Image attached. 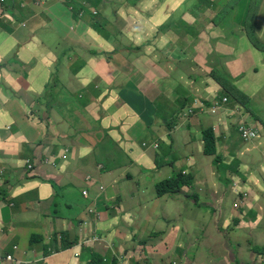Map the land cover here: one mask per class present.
<instances>
[{"label": "crops", "instance_id": "1", "mask_svg": "<svg viewBox=\"0 0 264 264\" xmlns=\"http://www.w3.org/2000/svg\"><path fill=\"white\" fill-rule=\"evenodd\" d=\"M230 7L231 0L0 3V253L16 245L21 264H224L218 239L231 223L222 203L185 202L183 191L193 196L187 186L171 194L157 189L176 171H192L204 194V180L190 170L202 130L220 131L233 119V109H202L221 87L200 80L210 72L196 60L215 53L219 64H249L254 72L252 59L264 61L241 26L212 23L230 20ZM263 15L264 0L255 28L264 47V28H257ZM96 78L98 86H87ZM119 130L125 154L115 162L105 152ZM128 139L140 143L135 151ZM232 163L215 168L224 193ZM255 191L239 225L259 231L244 232L256 245H240L242 257L227 264L264 258V183ZM82 238L86 247H78Z\"/></svg>", "mask_w": 264, "mask_h": 264}, {"label": "rangeland", "instance_id": "2", "mask_svg": "<svg viewBox=\"0 0 264 264\" xmlns=\"http://www.w3.org/2000/svg\"><path fill=\"white\" fill-rule=\"evenodd\" d=\"M34 0H31L33 2ZM239 2L240 4L242 1L245 0H233ZM40 3V2H38ZM242 6V5H241ZM247 12L246 6H242L238 14L230 18V20L235 21L237 18L241 17ZM258 29L264 28V15L260 18V23L258 24ZM245 33V32H244ZM264 37V36H263ZM188 54L191 53V50L186 51ZM193 55V54H192ZM248 56L247 53H245ZM262 58L264 60V52L261 53ZM230 59V58H229ZM219 61L220 59L216 57L215 53H211L209 57L205 60H196V63L199 64L200 68H203L205 71L210 72V75L207 78H201L200 80H208L211 79L213 82L216 83L215 79L213 78L214 74L217 72V68H219ZM223 69L225 72L236 78V85L237 82L240 80L241 75H245L241 78V82H246V85L243 87V90H247L248 92H254L255 97L252 101L251 98H246L244 105H239L234 108L233 119L231 124L226 126L224 129L220 131H216V137L218 138L217 142V154L219 156H206L203 153L202 148L198 151H195V156L197 157V161L195 164L190 166V170L195 169L196 175L200 176L201 180H204V194H202L200 186L196 185V180H193L194 177L191 175L190 171L188 173V187L192 188L193 196L190 197L188 194V189L183 191V197L185 202L190 201L192 203L197 202V204L201 205L203 202L206 203H222L224 207V214L228 220H230V225L225 230V233L219 237L220 245L222 246V250L224 253V264L227 262H236L238 258L242 257V247L240 245L249 243L251 247H255L256 243L254 240L248 239L245 242V234L246 231H251L253 233H258L259 231L255 229L253 225L242 227L239 225V215L244 212H248L252 208V203L254 201V195L256 193L255 189H257V185L259 181L264 183V151H260L261 141L264 140V131L262 127V123H264V61L263 63L259 61L257 57L252 59L251 65L255 63V68L257 71L254 72L250 70L249 64H243L241 66H235L233 61L231 60H222ZM74 72H77V68H74ZM90 74H96V72H90ZM142 76V73L139 72ZM109 77V76H108ZM194 78L193 76H191ZM99 79H93L87 86H98ZM105 85L106 82L103 81L101 83ZM89 93L86 92L85 94ZM215 94H218L221 99H223L222 95L227 96L229 99V105L231 106V98L230 96L226 95L222 90L215 93L211 91L212 100L214 99ZM244 95L243 92L240 93V97ZM78 94H76V98ZM93 96H91L92 98ZM62 99V98H61ZM90 99V95H89ZM59 102V99H56ZM190 100L187 101V103ZM182 102L179 101L178 104ZM228 103V102H227ZM226 103V107L227 106ZM236 104V102H234ZM234 103L233 106H234ZM74 105L69 108L73 109ZM86 108L90 107V104L85 106ZM231 109L230 107H228ZM102 111V107L100 108ZM177 110L175 107L172 106L171 112ZM72 113V112H70ZM62 118V117H61ZM199 122L198 119H194ZM243 120L246 122L244 125L247 129L252 131H256L258 129V135L254 139V141L247 143L242 140L241 135L238 131V127L243 125ZM227 121H229V117H227ZM122 132L119 130L117 137L113 138L114 144L107 148L108 152H105V157L114 155L112 161H118L121 159L120 151L122 152L123 146L122 142L125 139L121 136ZM106 133V137H107ZM129 143V149L131 151H135L140 143H134L131 140H127ZM112 143V142H111ZM193 144L196 143V140L192 141ZM128 149L126 148V155H128ZM236 153V159L238 160V165L232 163L233 157L231 153ZM124 153V152H122ZM125 154V153H124ZM64 157V155H62ZM62 157V158H63ZM120 157V158H119ZM222 157V158H221ZM67 158V154H66ZM111 162V161H109ZM52 163V161H50ZM231 165L233 171L227 172L228 179L230 180V185L228 190L222 192L221 190V183H219L218 179L215 177L216 169H224L228 170L227 165ZM227 164V165H226ZM215 166V167H214ZM216 168V169H215ZM186 172V171H185ZM259 177V178H258ZM87 178V177H86ZM208 181L212 182L211 190H207ZM193 185V186H192ZM246 190L248 192V197L246 198ZM214 193V194H213ZM238 194V199L236 201V194ZM195 194V195H194ZM232 196V200L227 199L226 197ZM196 198V200H195ZM231 202L233 204H231ZM238 207V208H237ZM240 207V208H239ZM232 209H234L232 211ZM233 213V214H232ZM242 229V230H240ZM263 245V242H261ZM201 249H205L204 247H200ZM257 264H264V258L261 257L259 263Z\"/></svg>", "mask_w": 264, "mask_h": 264}, {"label": "trees", "instance_id": "3", "mask_svg": "<svg viewBox=\"0 0 264 264\" xmlns=\"http://www.w3.org/2000/svg\"><path fill=\"white\" fill-rule=\"evenodd\" d=\"M262 0H245L242 1L240 4L239 2L231 0V7L226 10H228L230 17L238 14L239 9L242 6H246L247 12L242 15L241 17L237 18L235 21L228 20L226 18H223L222 16H216V18L213 20L214 23L218 22L217 20L225 21V24L227 27L234 25V26H242L244 28L245 35L249 39L252 46L256 49L261 48V43L256 35L255 26H256V20H257V14L259 10V6L261 4ZM242 5V6H241ZM219 68H217V72L214 74L213 78L215 79L216 83L224 89L233 100L236 101V98L238 99V103L241 105H244L246 101H244L246 98H250L248 95L244 94L242 97L237 96V90L235 86L236 79L233 76L228 75L225 70L223 69V65L219 64ZM251 94L253 92H250ZM224 113V112H221ZM263 129H264V123H262ZM202 142H203V153L206 156H219L217 154V142L218 138L216 137V130L212 128H203L202 130ZM222 158V157H221ZM234 170V169H233ZM235 171V170H234ZM188 175H184L180 172L176 171V175H174L170 180H166L164 183H160L158 185L161 186L160 189H157V191H163L164 194H171L177 192L176 187L180 190L183 189V187H188ZM65 248L69 247L68 244L64 245ZM255 252L258 253V249H254Z\"/></svg>", "mask_w": 264, "mask_h": 264}, {"label": "clouds", "instance_id": "4", "mask_svg": "<svg viewBox=\"0 0 264 264\" xmlns=\"http://www.w3.org/2000/svg\"><path fill=\"white\" fill-rule=\"evenodd\" d=\"M4 0H0V3H2ZM259 8H260V6H259ZM91 12V14L92 15H95L96 14V12L95 11H93V10H91L90 11ZM258 12H259V10H258ZM82 13H83V10H79L78 11V13H77V18L79 19L81 16H82ZM257 16H258V14H257ZM216 18V17H215ZM214 18V19H215ZM213 19V20H214ZM213 20H212V23L214 24V25H216V26H218V22H216V23H214L213 22ZM217 21H222V20H217ZM224 23H225V21H223ZM256 22H257V20H256ZM225 27H227L226 26V24H225ZM242 27V26H241ZM243 28V27H242ZM255 28H256V26H255ZM243 30H244V28H243ZM255 31V30H254ZM258 37V36H257ZM259 39V38H258ZM257 50H259V51H262V52H264V47H261V48H258ZM235 88H236V90H237V96L238 97H240V93L241 92H243L244 94H246L243 90H241L237 85H236V81H235ZM221 90L224 92V93H226V94H228L229 95V93H227L224 89H222L221 88ZM247 95V94H246ZM251 99H252V97L250 96V95H248ZM222 97H223V99H221L220 97L217 99V98H215L213 101H211V103H209V104H207L208 105V109H205V108H202L204 111H208V113H213L212 112V109L213 108H216V110H215V112H227V111H229V108L228 107H230L231 109H233V111H234V108L236 107V106H239V105H241V104H239L237 101H238V99L236 98V101L235 100H233L231 97V103H230V105L231 106H228L229 105V99L227 98V96H225V95H222ZM224 99H225V101H224ZM245 101V100H244ZM253 101V100H252ZM228 102V103H227ZM234 102H236V104L234 103ZM226 103H227V106L228 107H226ZM232 103H234V106H233V104ZM242 106V105H241ZM232 116H233V114H231ZM244 123V122H243ZM263 127V126H262ZM263 131H264V129H263ZM255 132V137L254 138H252L251 140H245L243 137H242V140L243 141H245V142H247V143H250V142H252V141H254V139L257 137V135H258V129L256 130V131H254ZM29 166V165H28ZM27 166V168L29 169V170H32L33 169V167H32V165L30 164V166L31 167H28ZM14 246H16V245H14ZM81 246H84V247H86V245L83 243V244H81V241H80V243L78 244V247H81ZM13 247V246H12ZM17 247V246H16ZM17 249H18V247H17ZM17 251V250H16ZM16 251H11V253H0V254H15V252ZM16 257V256H15ZM17 259V258H16ZM19 260V259H18ZM22 263V261L20 260V264ZM6 264H10V263H6ZM117 264H125V263H123V262H121V261H119L118 260V263Z\"/></svg>", "mask_w": 264, "mask_h": 264}, {"label": "built area", "instance_id": "5", "mask_svg": "<svg viewBox=\"0 0 264 264\" xmlns=\"http://www.w3.org/2000/svg\"><path fill=\"white\" fill-rule=\"evenodd\" d=\"M225 101V99H224ZM216 110V108H213L212 109V112L214 113ZM240 131L242 132V137L245 139V140H251L252 138L255 137V132L250 130V129H247L246 127H241L240 128ZM28 167H31L30 165ZM88 180V178H87ZM82 195L84 197H87L88 196V193L86 190H83L82 191ZM92 211L89 210V214L91 213ZM93 238V237H92ZM85 243V239L82 238L81 239V244ZM12 250L13 251H16L17 250V247L16 246H13L12 247ZM6 263H10V264H20V260L16 259L15 257V254H0V264H6Z\"/></svg>", "mask_w": 264, "mask_h": 264}]
</instances>
